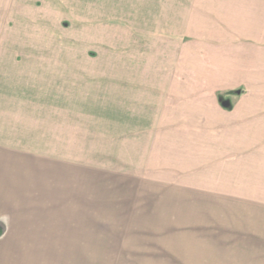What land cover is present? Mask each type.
Wrapping results in <instances>:
<instances>
[{
  "label": "crops",
  "instance_id": "obj_1",
  "mask_svg": "<svg viewBox=\"0 0 264 264\" xmlns=\"http://www.w3.org/2000/svg\"><path fill=\"white\" fill-rule=\"evenodd\" d=\"M10 5L27 13L43 5L72 27L65 47L0 46V138L14 142L0 146V264L20 262L9 260L15 256L6 247L24 226L46 222L56 230L71 215L73 197L87 196L86 167L61 157L58 143L109 146L129 182H168L165 168L190 175L194 162H214V146H226L217 120L228 113L221 94L240 90L230 87L231 72L252 61L264 70V0ZM28 131L37 146L24 145Z\"/></svg>",
  "mask_w": 264,
  "mask_h": 264
},
{
  "label": "rangeland",
  "instance_id": "obj_2",
  "mask_svg": "<svg viewBox=\"0 0 264 264\" xmlns=\"http://www.w3.org/2000/svg\"><path fill=\"white\" fill-rule=\"evenodd\" d=\"M10 1L0 0V46L68 45L71 25L62 15L43 5L27 13ZM32 32L37 37H24ZM247 66L231 72L230 87L240 90L221 94L230 113L217 120L226 146H214V162H194L193 174L165 168L160 175L168 182H129L128 168L114 166L109 146L58 143L61 157L86 167L87 196L73 197L71 215L65 225L56 221V230L40 222L11 237L6 249L15 259L9 260L20 262L9 264H264V70L253 61ZM22 137L25 146H37L29 131ZM12 143L0 138V146Z\"/></svg>",
  "mask_w": 264,
  "mask_h": 264
},
{
  "label": "clouds",
  "instance_id": "obj_3",
  "mask_svg": "<svg viewBox=\"0 0 264 264\" xmlns=\"http://www.w3.org/2000/svg\"><path fill=\"white\" fill-rule=\"evenodd\" d=\"M3 223V222H2Z\"/></svg>",
  "mask_w": 264,
  "mask_h": 264
}]
</instances>
